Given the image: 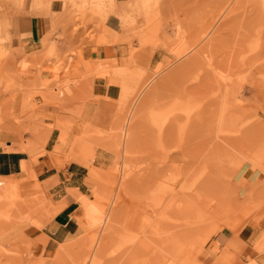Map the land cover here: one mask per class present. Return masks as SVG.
<instances>
[{"label":"rangeland","instance_id":"1","mask_svg":"<svg viewBox=\"0 0 264 264\" xmlns=\"http://www.w3.org/2000/svg\"><path fill=\"white\" fill-rule=\"evenodd\" d=\"M52 1L29 15L32 0L24 10L0 0V148L29 157L18 177L0 176V264H264V0H57L62 10L44 13ZM111 14L120 33L104 26ZM48 15L53 32L39 50L15 47L23 18ZM80 29L130 49L95 61L64 52L54 37ZM95 79L119 88L104 97L112 107L100 105ZM76 138L97 158L72 151ZM40 157L57 171L86 168L88 195L77 202L96 200L59 242L40 234L61 211L38 179ZM188 181L198 192L183 191ZM189 204L208 219L196 223ZM176 228L190 233L183 250L161 248Z\"/></svg>","mask_w":264,"mask_h":264},{"label":"crops","instance_id":"2","mask_svg":"<svg viewBox=\"0 0 264 264\" xmlns=\"http://www.w3.org/2000/svg\"><path fill=\"white\" fill-rule=\"evenodd\" d=\"M15 2L16 3H11L24 10L25 0H15ZM117 2L121 5L124 1L117 0ZM42 6L43 0H32V2H30L28 14L30 15L36 11H41ZM61 10L62 3L54 0L51 5L44 8L43 12L53 14ZM35 16L22 19L18 31L13 37L14 43L16 44L15 47L23 46L25 51L39 50L43 39L53 32L52 15H48L46 18H36ZM5 22L6 16L3 15L2 26L5 25ZM104 26L109 32H121L120 20L113 14L105 19ZM60 30L61 29H59V31ZM84 31L85 30L80 29L76 36L71 34L72 31H66L65 33L67 37L62 42H60V39H58L57 36V38L54 37V39L59 43V47L62 48L64 52L80 49L83 59L91 61L108 60L120 57L121 55L127 54L130 49L128 42H123L120 45H99L96 40L91 41L84 37ZM23 33L26 37H23ZM110 34L107 35L109 36ZM93 93L102 98L99 100L100 105L104 107H112V103L106 101L104 97L116 99L119 96V88L115 85L106 84L103 79H95L93 82ZM53 133L54 132L51 133L47 144L53 139ZM28 161L29 157L27 154L21 152H7L3 148H0V176L18 177L23 172ZM35 171L38 174V179L42 183V187L46 194L50 195L54 200V203L58 204L61 209L52 220L46 221L40 234L43 238L48 241L50 240L51 242L65 240L69 235L76 232L77 224L75 220H77V223L81 224V217L79 218L77 214L85 211V208L78 204L76 194L88 195V188L86 185L88 171L86 168L76 164H69L64 170L57 171L54 167L50 166L43 157L38 159ZM66 182L69 183L65 184ZM73 188L75 193L71 192V195L67 191L70 192V189L73 190ZM252 235L253 231L250 228L245 227L240 234L239 239L244 241L246 246L250 247L248 240ZM230 237L231 236H227L224 233L219 235L220 240L226 244L230 242ZM230 251L236 254L235 251H238L237 246L232 245Z\"/></svg>","mask_w":264,"mask_h":264},{"label":"bare ground","instance_id":"3","mask_svg":"<svg viewBox=\"0 0 264 264\" xmlns=\"http://www.w3.org/2000/svg\"><path fill=\"white\" fill-rule=\"evenodd\" d=\"M130 132L128 131V132H126V134H125V139L128 141L129 140V138H130ZM126 141V142H127ZM89 142V141H88ZM91 143H89V145H90ZM88 145V143H87V140L86 139H82V138H76V139H74L72 142H71V145H70V148H71V150L72 151H76V152H78V153H80L81 155H83V156H85V157H87V158H89L90 160H94V159H96L97 157H96V155H95V152H96V150L93 148V147H90ZM94 145V144H93ZM94 149V150H93ZM97 149V148H96ZM112 150V149H111ZM127 154V153H126ZM98 161V160H97ZM102 162H105V160L103 159V161ZM93 163V162H92ZM117 163V162H116ZM105 164V163H104ZM117 165V164H116ZM121 166V169H122V167H124L125 165H120ZM107 167L109 168V169H116V171L118 170V167H116V166H109V164L107 165ZM115 167V168H114ZM103 168H106V167H104L103 166ZM120 169V170H121ZM32 171H33V169H32ZM32 171H30V169H27V173H28V176L29 177H31V178H34L36 175L32 172ZM126 171V170H125ZM123 174L125 175V173L123 172ZM124 175H123V177L122 178H124ZM259 178H260V180H261V182H262V184H264V171L263 172H261L260 173V175H259ZM191 181V180H190ZM190 181H188V182H190ZM191 183V182H190ZM189 183V185H191V186H187V187H185V186H183L182 188H185V190H183L184 192H187V191H189V190H187L186 191V188H189L190 190H191V188H193V187H195L196 186V183L195 184H193V183H191L190 184ZM185 184H187L186 182H185ZM194 189H196V187L194 188ZM73 190H74V188H73ZM72 189H70V191H73ZM197 190V189H196ZM183 192V193H184ZM197 192H198V190H197ZM197 192H195V196H197L196 195V193ZM187 193H191V192H187ZM186 194V193H185ZM198 194V193H197ZM100 195H103V194H100ZM105 195V194H104ZM187 195V194H186ZM193 195V194H192ZM191 194H188L187 196H188V198H190V199H192V200H195V198H193L194 196H192ZM190 196V197H189ZM192 196V197H191ZM107 197V196H106ZM105 196H104V198H106ZM198 197V196H197ZM95 198V197H94ZM97 198V197H96ZM95 198V199H96ZM108 199H109V197H107ZM107 198H106V200H107ZM187 198V199H188ZM197 199H199V198H197ZM197 199L195 200V201H192L193 202V204H197L196 206L198 207L199 205H198V203H197ZM96 201V200H95ZM93 199H92V197L89 195L88 196V198H86V200H85V202L82 204L83 205V207L85 208V209H88V208H91L92 206H93V202H95ZM188 201V200H187ZM191 201V200H190ZM186 202V201H185ZM191 202V203H192ZM199 202V201H198ZM229 203V202H228ZM185 205V204H184ZM229 205H232V204H229ZM189 206H190V204H189ZM193 206V205H192ZM196 206H195V208L193 209V207H191L190 209H192V211L194 212L195 211V215L197 216V214H199L200 215V213L202 212L201 210L202 209H199V211H197V210H195V209H198V208H196ZM226 205H223L222 206V208L224 209V207H225ZM183 208V207H182ZM227 208V207H226ZM228 208L230 209L231 207L230 206H228ZM227 208V209H228ZM238 208V207H237ZM189 208H187L186 210H188ZM239 209H241V208H238V210ZM254 209V208H253ZM249 210H250V208H249ZM108 211V210H107ZM192 211L191 212H189L188 214V216H191L192 217ZM196 211L198 212V213H196ZM240 211V210H239ZM244 211V210H243ZM187 212V211H186ZM211 212V211H210ZM242 212V211H241ZM213 213H214V211H213ZM97 214V213H96ZM187 214V213H186ZM202 214H203V212H202ZM167 215V214H166ZM163 216V218L164 219H166V221L168 220V221H170L171 220V216L169 217V216ZM185 215V214H184ZM198 215V217H197V220H199V221H196V223H201V222H203V220H204V215H200L199 216ZM190 217V218H191ZM194 217V216H193ZM209 217V216H208ZM110 212L108 213V214H106L104 217H103V224H106V222L108 221V220H110ZM206 218V217H205ZM163 219V220H164ZM170 219V220H169ZM179 219V218H178ZM206 219H208V218H206ZM99 220V219H98ZM176 220V218L175 219H173V221H175ZM194 220H195V218H194ZM231 220V219H230ZM172 221V220H171ZM204 221H206V220H204ZM175 223H177V220H176V222ZM234 225V224H233ZM177 226V225H176ZM178 227V226H177ZM157 230H159V228H157ZM163 230V229H162ZM164 233H165V231H164ZM163 233V235H165ZM154 234H157V231L156 232H154ZM169 234V233H168ZM157 236H159L160 237V233H159V231H158V234H157ZM189 237H190V233L188 232V231H184V230H181V229H178V228H176L175 230H173L169 235H166V236H162V238L159 240V242H160V247L161 248H167V249H171V251H179V250H183V248H184V246H185V244H186V242H187V240L189 239Z\"/></svg>","mask_w":264,"mask_h":264}]
</instances>
